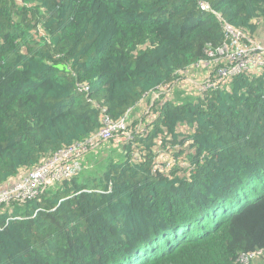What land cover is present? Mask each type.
<instances>
[{
	"label": "trees",
	"instance_id": "1",
	"mask_svg": "<svg viewBox=\"0 0 264 264\" xmlns=\"http://www.w3.org/2000/svg\"><path fill=\"white\" fill-rule=\"evenodd\" d=\"M261 20L264 0H0V190L105 120L132 133L1 204L0 264H264V68L190 84L228 65L224 27L258 43Z\"/></svg>",
	"mask_w": 264,
	"mask_h": 264
},
{
	"label": "built area",
	"instance_id": "2",
	"mask_svg": "<svg viewBox=\"0 0 264 264\" xmlns=\"http://www.w3.org/2000/svg\"><path fill=\"white\" fill-rule=\"evenodd\" d=\"M202 11H208V7L202 5ZM224 32L230 42L215 51L213 54L215 59L213 61L217 63L220 60H224L228 65L217 72L218 78L215 79V77L207 75L203 81L197 82L198 85L195 83L198 87L201 85L202 88L199 89L192 83L199 91L216 90L222 84L221 82L229 77L245 71L264 68L263 45L245 38L239 31H233L224 27ZM200 64L209 65L207 62H201L193 68H199ZM166 92H168L166 89L156 92V100H158V94L163 95ZM118 133L125 140L129 141L132 139V133L126 129L124 119L116 123H110L108 120H105L99 132L92 137L82 143L60 151L44 164L25 174L14 184L0 190V205H8L12 202L25 203L27 200L34 199L43 194L48 187L75 177L82 170L80 159H82L83 155L97 148L100 143L108 141ZM242 262H246V259H242Z\"/></svg>",
	"mask_w": 264,
	"mask_h": 264
},
{
	"label": "rangeland",
	"instance_id": "3",
	"mask_svg": "<svg viewBox=\"0 0 264 264\" xmlns=\"http://www.w3.org/2000/svg\"><path fill=\"white\" fill-rule=\"evenodd\" d=\"M260 45H262V44H260ZM195 83L198 85V83L194 81L193 84H195ZM196 84H195V86H197ZM198 88L200 89V88H202V86L199 85ZM178 91H174V92H178ZM161 95L162 94H158V101L160 100ZM163 95H164V93H163ZM155 97H156V93L152 94L151 97H148L147 99H145V103H146V107L148 108V111H149L150 106H152L155 103V101H157ZM121 138H122V135L120 133H118V134L114 135L111 139H109L108 141H104V142L100 143L97 148L86 152L82 157V163H81L83 171L87 170V171H85L86 173H93L94 174V172H96V170H100L104 159L108 158L109 155H112L113 157L115 156L114 153L111 154V151L114 148L112 147L109 149L108 147L112 146L114 143H117V140L121 139ZM101 146H103V147H101ZM85 159H86V163L83 164ZM48 188H50V187H48Z\"/></svg>",
	"mask_w": 264,
	"mask_h": 264
},
{
	"label": "crops",
	"instance_id": "4",
	"mask_svg": "<svg viewBox=\"0 0 264 264\" xmlns=\"http://www.w3.org/2000/svg\"><path fill=\"white\" fill-rule=\"evenodd\" d=\"M254 39L259 43L264 45V20L259 21L258 23V30L254 35ZM198 82L197 80H192L190 84ZM150 96L145 97L134 109V112L132 113V118L135 119L136 121L139 120V125L143 124L144 119H146V115L148 113V108L146 107L145 99H147ZM117 140V139H116ZM119 139L117 140V142ZM122 141V140H120ZM119 141V143H120ZM114 145V146H113ZM112 146H109L108 148H114L113 150H118L119 146L118 143H114ZM80 162L82 163V159H80ZM86 163V159L83 162V164Z\"/></svg>",
	"mask_w": 264,
	"mask_h": 264
}]
</instances>
